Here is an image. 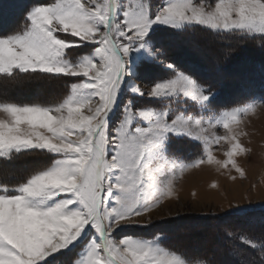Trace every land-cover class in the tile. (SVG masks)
<instances>
[{"label":"snow or ice","instance_id":"snow-or-ice-1","mask_svg":"<svg viewBox=\"0 0 264 264\" xmlns=\"http://www.w3.org/2000/svg\"><path fill=\"white\" fill-rule=\"evenodd\" d=\"M197 27L264 47V0H31L0 28V83L42 93L0 95V264H217L140 234L191 170L245 175L242 125L264 93L222 106L213 82L168 62L157 37ZM224 231L232 258L219 264H264V233Z\"/></svg>","mask_w":264,"mask_h":264},{"label":"rangeland","instance_id":"rangeland-1","mask_svg":"<svg viewBox=\"0 0 264 264\" xmlns=\"http://www.w3.org/2000/svg\"><path fill=\"white\" fill-rule=\"evenodd\" d=\"M27 3H31V0H0V28L11 29L20 19L21 6ZM194 35L172 37L170 33H162L157 41L168 50V62H176L191 69L200 78L213 82L222 106L252 103V99L246 95L249 89L257 95L264 93V80L261 82L264 71L261 78L254 71L255 61L264 62L262 46L258 51V46L251 42L238 44L239 55L229 61L231 74H228L218 70L217 62L222 60L221 56L209 58V53L212 49L215 50L209 37L203 34ZM157 74L154 69H146L145 78L137 83L142 88L150 86ZM5 92L13 98L25 101L42 95L34 85L18 90L6 88L0 83V95ZM256 103L255 114L249 115L242 125L243 131L247 133L241 138L242 143L251 149L248 155L240 158L245 175L241 176L235 170L218 171L214 166L191 170L177 184L178 199L171 206L166 202L161 211L155 212L152 217L153 224L140 230V234L152 238L153 234L163 233L168 238L167 244L170 248L186 252L192 259L214 260L219 264L232 258L228 255L230 248L226 247L230 241L224 231L226 226L241 235L258 236L264 233V210L259 207L264 204V102ZM218 134H223V130H218ZM226 148L227 145L217 146L218 158H224L223 152ZM175 151L188 155L193 149L191 145L181 143L176 145ZM45 159L21 157L17 164L22 167L26 162ZM14 172L15 169L8 170L10 180ZM235 205L245 206L246 212L229 215L233 211L230 206Z\"/></svg>","mask_w":264,"mask_h":264},{"label":"trees","instance_id":"trees-1","mask_svg":"<svg viewBox=\"0 0 264 264\" xmlns=\"http://www.w3.org/2000/svg\"><path fill=\"white\" fill-rule=\"evenodd\" d=\"M172 35V37H178V36H195L194 34H203V35H207L209 37V39L212 41L213 45H214V49H212L211 53H209V58L213 57H219L221 56L222 60H223V54L225 51H227L229 48H236V52L233 54L232 57H230L227 60H223L222 64H220L218 70L219 71H225L228 74H231V69H230V60L234 59L235 57H238V50H240L238 47V41L236 38L234 37H229L227 35L224 34H218V33H213L211 31H206L203 30L201 28H195V29H190V30H186L183 32H179V33H170ZM252 45H256L257 50H260V46L259 44H257L256 42H251ZM264 48V47H263ZM218 51V52H217ZM255 69L254 71L256 72V74L258 73V78H261V74L264 71V62L263 63H259L257 61H255ZM253 64V63H252ZM258 65V66H257ZM230 69V70H229ZM210 76V75H209ZM264 79H262L261 82H263ZM220 87V85L218 86Z\"/></svg>","mask_w":264,"mask_h":264},{"label":"bare ground","instance_id":"bare-ground-1","mask_svg":"<svg viewBox=\"0 0 264 264\" xmlns=\"http://www.w3.org/2000/svg\"><path fill=\"white\" fill-rule=\"evenodd\" d=\"M177 45V44H176ZM187 50V49H186ZM191 50V49H190ZM197 52V51H196ZM234 61V60H233ZM247 64V63H246ZM235 77V76H234ZM239 77V76H238ZM238 79V78H237ZM234 81V80H233ZM231 82V81H230ZM226 83V82H225ZM231 91V90H230ZM231 94V93H230ZM13 97V96H12ZM42 159V158H41Z\"/></svg>","mask_w":264,"mask_h":264}]
</instances>
